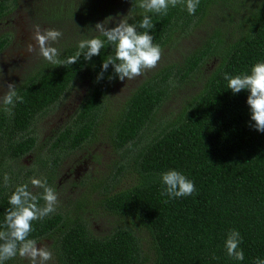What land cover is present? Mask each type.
I'll return each mask as SVG.
<instances>
[{
	"label": "trees",
	"instance_id": "trees-1",
	"mask_svg": "<svg viewBox=\"0 0 264 264\" xmlns=\"http://www.w3.org/2000/svg\"><path fill=\"white\" fill-rule=\"evenodd\" d=\"M77 1L76 22L69 34L73 38L61 47L60 59L74 55L80 40L99 36L93 28L109 12L128 15L129 23L136 24L149 15L154 25L149 34L160 47L173 34L196 27L208 16L221 19L228 34L218 26L211 28L201 45L185 57L183 73H174L183 80L207 61L216 62L199 91L172 122L138 148L133 157L137 182L107 193L101 203L109 213L133 219L147 231L154 251L152 264H254L264 259V133L249 126L254 124L247 105L249 93L233 94L224 79L225 73L250 74L257 62L264 61V0H200L193 15L185 5L156 14L145 13L139 7L141 0ZM6 7L7 0H0V19ZM114 26L109 24V28ZM6 44V39H0V52ZM108 56H115V45L106 42L101 54L90 61L81 55L74 65L45 63L21 83L18 91L23 103H16L11 114L0 111V137L8 135L12 158L19 159L36 148L30 133L33 121L79 77L88 80L87 91L71 118L51 136L49 149L66 154L94 136L106 92L119 79L109 65L97 80ZM164 72L160 83L140 84L114 117L108 134L116 149L133 145L151 123L166 95L162 83L170 71ZM170 169L194 181L196 191L173 199L161 195V174ZM14 191L0 181V230H5V213ZM32 227L30 239L56 236L58 264L142 263L138 240L130 229L116 228L106 236L94 237L79 219L63 221L57 213L33 221ZM231 229L242 236L243 261L227 255L224 245Z\"/></svg>",
	"mask_w": 264,
	"mask_h": 264
},
{
	"label": "rangeland",
	"instance_id": "rangeland-1",
	"mask_svg": "<svg viewBox=\"0 0 264 264\" xmlns=\"http://www.w3.org/2000/svg\"><path fill=\"white\" fill-rule=\"evenodd\" d=\"M102 2L109 4L107 0ZM78 3L77 0H7V13L0 19V39L7 40L0 52V69H3V80L6 83H15L19 87L33 71L45 63H50L40 55L39 47L33 39L36 26L42 31L58 29L63 33L58 42L52 43L53 47L61 49L63 45L71 42L69 39L73 36L69 37V34L76 22L75 9ZM58 15L61 16L59 19ZM110 16L117 18V15L109 12L96 24ZM215 26L228 34L221 19L208 16L196 27L184 33L173 34L161 47L162 57L155 68L145 70L142 75L133 79H118L112 83L101 104L100 120L94 136L80 148L60 154L49 149V144L53 133L71 118L87 91L88 80L79 77L44 115L33 121L30 133L36 139V148L30 154L19 159L12 158L8 135L0 137V181L3 186L16 189L17 186L27 184L34 195L42 197L43 190L35 188L31 179L46 178L49 186L55 188L58 193L54 213L59 214L63 221L79 219L94 237L106 236L116 228L130 229L140 246L141 264H152L154 251L147 231L133 219L106 211L101 200L107 193L125 189L137 182L138 175L133 157L138 148L147 142L155 131L172 122L190 98L199 91L205 75L214 68L216 62L207 61L197 72L188 74L183 80L175 77L174 73L176 70L180 74L183 73L185 57L201 45L207 33ZM204 31H207L206 34ZM28 44L34 46L33 52L27 51ZM167 69L170 72L164 80L165 83H162L166 88V95L151 123L131 147L116 149L111 141L112 137L108 134V127L114 117L140 84L148 81L160 83V76H163ZM4 90L6 91V86ZM3 107L0 105V111ZM5 175L8 176L7 185L4 181ZM40 200L39 206H43L45 202L42 198ZM55 237L37 240L38 248L41 244H47L53 253V258L46 264H58ZM4 264H31V261L17 254L16 257L4 261Z\"/></svg>",
	"mask_w": 264,
	"mask_h": 264
},
{
	"label": "clouds",
	"instance_id": "clouds-1",
	"mask_svg": "<svg viewBox=\"0 0 264 264\" xmlns=\"http://www.w3.org/2000/svg\"><path fill=\"white\" fill-rule=\"evenodd\" d=\"M199 3L200 0H141L139 7L144 9L145 13L167 14L169 7L185 5L187 12L193 15ZM110 23L115 26L109 28ZM153 28L151 17L147 14L143 15L138 24L129 23L128 15L120 17L118 14L115 19L109 17L97 23L93 28L100 34L99 36L80 40L78 51L65 59H60V49L51 46L63 36L60 30L45 29L42 31L39 26H36L33 39L39 47L40 55L46 61L59 66L74 65L81 55L85 61H90L92 57L101 54L106 42L115 45V56H108L103 61L97 80L103 78V73L111 65L115 76L124 81L142 75L145 70L155 68L160 61L163 50L160 45L153 43L154 37L149 34ZM139 29L144 31H139ZM34 50L32 44L27 45L28 52ZM224 79L228 81V89L233 94H238L243 90L249 93L247 105L250 108L251 121H254V124L249 126L264 133V61L257 62L251 68L250 74L242 73L231 76L225 73ZM0 90H2L0 105H3V110L9 114L16 103H23V96L19 94L18 86L3 80V69H0ZM4 181L7 185V175L4 176ZM161 182L164 185L161 195L170 199L190 196L196 191L194 181L177 170L170 169L162 173ZM31 184L43 190L42 197L34 195L28 185L23 184L17 186L9 198L8 203L11 207L5 213L3 226L5 230H0V264L16 257L17 254L29 258L31 264H46L53 258V253L47 244H41L38 248V242L30 239L29 236L34 230L33 221L41 220L55 212L58 193L55 188L49 186L46 178H32ZM40 198L45 202L43 206H39ZM241 243L240 232L235 229L229 230L224 245L227 255L237 261H243L244 251L240 247ZM215 258L214 256L213 259ZM254 264H264V259H257Z\"/></svg>",
	"mask_w": 264,
	"mask_h": 264
}]
</instances>
